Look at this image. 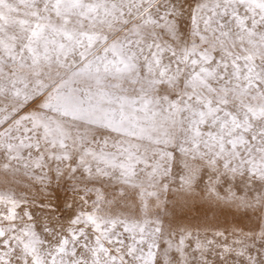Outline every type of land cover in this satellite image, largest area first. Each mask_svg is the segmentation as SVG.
I'll return each instance as SVG.
<instances>
[{
  "label": "snow or ice",
  "instance_id": "1",
  "mask_svg": "<svg viewBox=\"0 0 264 264\" xmlns=\"http://www.w3.org/2000/svg\"><path fill=\"white\" fill-rule=\"evenodd\" d=\"M0 264H264V0H0Z\"/></svg>",
  "mask_w": 264,
  "mask_h": 264
},
{
  "label": "rangeland",
  "instance_id": "2",
  "mask_svg": "<svg viewBox=\"0 0 264 264\" xmlns=\"http://www.w3.org/2000/svg\"><path fill=\"white\" fill-rule=\"evenodd\" d=\"M61 195H64L63 193ZM222 219L227 223V224H232V223H239L241 225L245 224L246 221L243 218H234L231 214L226 213Z\"/></svg>",
  "mask_w": 264,
  "mask_h": 264
}]
</instances>
